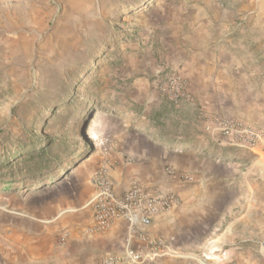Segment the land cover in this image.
Masks as SVG:
<instances>
[{"label":"rangeland","instance_id":"rangeland-1","mask_svg":"<svg viewBox=\"0 0 264 264\" xmlns=\"http://www.w3.org/2000/svg\"><path fill=\"white\" fill-rule=\"evenodd\" d=\"M72 91L85 119L67 173L31 190L0 185V264L92 261L73 245L97 229L91 211L69 218L134 133L138 150L186 159L190 190L215 206L162 260L264 264V0H0V141Z\"/></svg>","mask_w":264,"mask_h":264},{"label":"crops","instance_id":"crops-1","mask_svg":"<svg viewBox=\"0 0 264 264\" xmlns=\"http://www.w3.org/2000/svg\"><path fill=\"white\" fill-rule=\"evenodd\" d=\"M258 1L255 0L256 3ZM219 50L223 52L224 49ZM206 53L208 54L207 57L212 55L215 60L216 49L214 52L206 50ZM202 61L200 58L196 61L198 70L202 67ZM206 61L210 63L209 60ZM199 75L201 74L199 73ZM196 77L200 78V76ZM204 79L208 83L207 78ZM206 83L205 90L203 87L200 88L203 89V92L208 90ZM201 86H204L202 82ZM152 132L151 129L148 131V133ZM124 138H122L123 141L116 143L120 148H122L120 145L125 143L124 147L128 152L126 150H124L125 152H112L109 156L110 165H112L110 174L115 190L122 192L134 180H138L147 187L157 188L161 191H175L179 196V203L170 210L155 216L148 226L139 224L135 228H130L126 220L119 218L104 230L95 229L91 232H85L81 236L76 235L77 237L73 241L76 249L92 254V261L86 260V264L95 263V261L98 263L103 254L120 252L128 245L133 247L145 246L144 240L138 236L139 232L150 236L160 235L165 237L172 246H175L184 238L198 233L199 228H203L213 215L215 206L206 199L207 192L204 193V197H200L199 192L190 190L191 180L185 178L189 171L186 169V159L179 157L172 161V158L168 160L165 152L138 150L136 141L140 137L135 133L133 136ZM170 168L174 171L173 173H169L168 169ZM86 202L76 207L78 209L72 213L74 214L73 218L72 216L69 218L75 224L88 221L89 216L86 212L84 213ZM43 237L40 238V241L46 242L47 239L43 241L45 239ZM46 238H51V236ZM169 260H161V264H168Z\"/></svg>","mask_w":264,"mask_h":264},{"label":"trees","instance_id":"trees-1","mask_svg":"<svg viewBox=\"0 0 264 264\" xmlns=\"http://www.w3.org/2000/svg\"><path fill=\"white\" fill-rule=\"evenodd\" d=\"M77 92L44 109L36 110L34 118L24 125L17 138L5 137L0 149V185L3 190H13L19 184L25 189L44 187L61 179L71 167L69 135L85 119L80 108L73 103ZM16 109V107H15ZM13 109V110H15ZM89 151L94 147L86 141Z\"/></svg>","mask_w":264,"mask_h":264},{"label":"built area","instance_id":"built-area-1","mask_svg":"<svg viewBox=\"0 0 264 264\" xmlns=\"http://www.w3.org/2000/svg\"><path fill=\"white\" fill-rule=\"evenodd\" d=\"M104 145V142H101ZM173 173L172 168L168 169ZM187 180L192 177L186 175ZM179 203V196L175 191H161L147 187L138 180H134L124 191L114 188L110 169L99 167L95 178V190L85 206L91 211L94 226L104 230L113 222L123 218L130 228L137 225L148 226L152 219L173 208ZM145 242L143 247L126 246L119 255H108L105 264H161L163 258L173 256L176 252L170 242L160 235L150 236L139 232Z\"/></svg>","mask_w":264,"mask_h":264},{"label":"bare ground","instance_id":"bare-ground-1","mask_svg":"<svg viewBox=\"0 0 264 264\" xmlns=\"http://www.w3.org/2000/svg\"><path fill=\"white\" fill-rule=\"evenodd\" d=\"M214 252V250H211V251H209V256H215V254L213 253Z\"/></svg>","mask_w":264,"mask_h":264}]
</instances>
